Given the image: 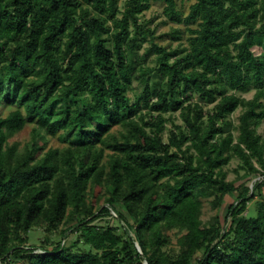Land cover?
<instances>
[{
    "label": "trees",
    "instance_id": "16d2710c",
    "mask_svg": "<svg viewBox=\"0 0 264 264\" xmlns=\"http://www.w3.org/2000/svg\"><path fill=\"white\" fill-rule=\"evenodd\" d=\"M263 119L264 0H0V264H264Z\"/></svg>",
    "mask_w": 264,
    "mask_h": 264
},
{
    "label": "rangeland",
    "instance_id": "374dc122",
    "mask_svg": "<svg viewBox=\"0 0 264 264\" xmlns=\"http://www.w3.org/2000/svg\"><path fill=\"white\" fill-rule=\"evenodd\" d=\"M193 1L194 0H178L179 4L182 6V8L184 9V11L186 13L189 12L190 5L192 4ZM142 18H144L146 21L150 22L151 28L156 33L155 38L161 44L170 46L172 48H176L180 45L187 43L189 31L187 29L186 24H184V23L179 24V23H176V22L169 20L168 17L164 14V3L160 2V1L154 2L151 9L147 10L144 13V15L142 16ZM176 29L180 30V33H178L177 35L174 33V31ZM150 45H151V40H150V36H149L148 41L146 43H144V45L140 49L139 55H138L139 56V62L142 63L144 66H148V65L152 66L155 64V56L156 55L154 53H149L148 56L145 58L146 53L148 52L147 49L150 47ZM133 86H134L135 90H141L142 89V84H141L140 80H138V79L134 80ZM134 91H131L130 95H133ZM254 94H255V89H252L251 91L244 93V95L247 96L248 98L253 97ZM205 106H206V109H210V108H212L213 104H207ZM241 113H242V108H239L232 116V119L234 122L233 128H234L236 135H238V133H239L238 124H239V116ZM176 122L182 123V119L177 118ZM171 128H175L174 123L172 121H170L168 123V129H171ZM258 131H259V133L262 134V136L264 138V119L258 125ZM30 134H31V126L28 125L23 131H21L20 133H18L15 136V139L26 141L27 139L30 138ZM51 141L57 145L58 144L62 145L64 143L59 137H54V138H52ZM240 163H241V160L238 157H235L226 166L228 173H229L228 178L230 180L235 179L237 177L238 174L235 171V169L239 166ZM252 182H253L252 180L249 181V184L252 185ZM233 201H234V197L227 196L226 201H225L223 207L221 208V212H226L228 206ZM250 206H251V209L255 208V202L252 201L250 203ZM124 211L126 212L125 209H124ZM217 211L218 210L216 208H214L212 205V199L211 198L210 199H208V198L203 199V218L205 221L210 219ZM253 213H255V211ZM116 215L117 214L113 211V216L109 215V216L102 217L99 220H97V222H99L100 224H107V223L116 224V220H115ZM129 220L132 222V219H130V217H129ZM170 233L173 236V242H174L173 244L175 245L176 240H177L176 234L174 231H171ZM29 236H30V243L41 244V240H42L41 238H43V233H42L41 229L33 228L29 232ZM40 236H41V238H40Z\"/></svg>",
    "mask_w": 264,
    "mask_h": 264
},
{
    "label": "water",
    "instance_id": "95a60500",
    "mask_svg": "<svg viewBox=\"0 0 264 264\" xmlns=\"http://www.w3.org/2000/svg\"><path fill=\"white\" fill-rule=\"evenodd\" d=\"M112 210L116 213V211L114 210V208H112ZM116 214H117V213H116ZM136 244H137L138 249H139L141 252H143L142 249H141L140 244H139L138 242H137ZM144 264H148V261H146Z\"/></svg>",
    "mask_w": 264,
    "mask_h": 264
}]
</instances>
